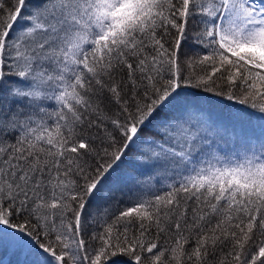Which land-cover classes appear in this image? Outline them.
Masks as SVG:
<instances>
[{
	"label": "snow or ice",
	"instance_id": "6c2138e0",
	"mask_svg": "<svg viewBox=\"0 0 264 264\" xmlns=\"http://www.w3.org/2000/svg\"><path fill=\"white\" fill-rule=\"evenodd\" d=\"M9 239L26 264H264V0H0Z\"/></svg>",
	"mask_w": 264,
	"mask_h": 264
},
{
	"label": "trees",
	"instance_id": "16d2710c",
	"mask_svg": "<svg viewBox=\"0 0 264 264\" xmlns=\"http://www.w3.org/2000/svg\"><path fill=\"white\" fill-rule=\"evenodd\" d=\"M214 118L216 113L213 114ZM132 171L131 161L126 162L119 170L118 174ZM113 187V181L106 182V189L111 190ZM3 243V244H1ZM9 239V243L0 242V264H26V258L20 249L14 246Z\"/></svg>",
	"mask_w": 264,
	"mask_h": 264
},
{
	"label": "rangeland",
	"instance_id": "374dc122",
	"mask_svg": "<svg viewBox=\"0 0 264 264\" xmlns=\"http://www.w3.org/2000/svg\"><path fill=\"white\" fill-rule=\"evenodd\" d=\"M6 244H8L9 243V240H7V241H4ZM1 244H3V243H1ZM14 246H15V248H17V246L14 244Z\"/></svg>",
	"mask_w": 264,
	"mask_h": 264
}]
</instances>
